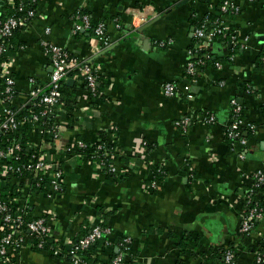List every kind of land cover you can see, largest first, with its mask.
Wrapping results in <instances>:
<instances>
[{
	"label": "crops",
	"instance_id": "crops-1",
	"mask_svg": "<svg viewBox=\"0 0 264 264\" xmlns=\"http://www.w3.org/2000/svg\"><path fill=\"white\" fill-rule=\"evenodd\" d=\"M6 1L0 0V14ZM224 1L39 0L36 16L17 33L14 49L4 58L15 79L14 105L26 103L31 78L49 80L52 65L43 40L92 63L100 77L97 97L81 76L66 82L76 120L70 127L66 104L56 112L55 141L44 139L38 128L27 132V140L40 144L50 158L61 159L65 176L59 193H14L18 182L2 175L0 163V196L9 181V196L13 192L23 200L32 216L48 217L53 244L85 235L88 218L95 215L103 216L113 232V246L100 243L94 249L102 264H108L112 249L118 251L115 241L126 234L133 237L126 256L133 264H217L227 248L235 249V264H255L256 251L264 250V216L249 234L240 228L247 207L244 192L254 173L264 169V0H230L239 10L229 12L222 10ZM145 6L156 14L144 19ZM78 9L86 10L94 24L105 22L107 46L88 33H74ZM207 16L220 17L230 33L208 42L201 50L207 64L188 74L186 66L198 44L195 29ZM167 82L176 83L177 96L164 94ZM233 97L243 104L245 120L255 125L246 147L227 140ZM209 113L216 116L215 123L199 121ZM188 114L196 117L191 125H175ZM103 131L122 150L118 166L132 162L136 168L124 178L108 177L95 164L65 152L75 138L92 142ZM144 141L149 148L139 155ZM157 165L166 176L152 192L148 184ZM257 197L264 205V191ZM1 236L0 229V241ZM186 236L197 240L193 253L178 247ZM0 264L71 263L26 244L7 257L0 254Z\"/></svg>",
	"mask_w": 264,
	"mask_h": 264
},
{
	"label": "built area",
	"instance_id": "built-area-1",
	"mask_svg": "<svg viewBox=\"0 0 264 264\" xmlns=\"http://www.w3.org/2000/svg\"><path fill=\"white\" fill-rule=\"evenodd\" d=\"M39 0H7L6 5L16 9L17 13L8 15L6 18H0V38L8 39L12 37L17 29L29 26L32 19L36 16L37 10L32 7ZM39 3V2H38ZM223 12L231 10H239V7L230 0H225L222 5ZM133 14H137L136 11ZM144 19L153 17L156 11L153 7L145 6L143 8ZM74 33L93 29L92 35L95 40L101 45L107 46L109 39L106 35L105 22L94 24L88 13L78 9L74 15ZM120 27V23H116ZM50 28L46 29L49 32ZM230 30L224 24L220 17L211 19L207 16L202 20L200 25L195 29V36L198 39V44L191 51L192 58L186 66L188 74L195 75L197 70L207 64L206 55L200 52L207 46L208 42L213 41L217 37L226 36ZM237 41L236 35H232V42ZM42 45L45 52L51 59L52 71L49 80L46 83L39 82L35 78H31L32 87L28 91L26 103L21 108L14 105L17 97L15 88V79L12 75L10 62L6 59L0 60V131L12 132L23 126L26 122H30L31 128H38L44 135H48L49 142L55 141L59 137V131L56 124L47 128L43 126V118L49 115H55L65 107L63 101V88L68 79L72 77H83L87 83L88 89L92 96L98 94V73L99 70L92 63L85 60H80L76 55L71 54L63 47L52 43L48 40H43ZM161 45H166L164 42ZM7 46L0 43V57L6 51ZM96 51L99 50L97 44L94 45ZM264 63V56H263ZM218 67L222 66L216 63ZM72 74V75H71ZM74 74V75H73ZM249 90V89H247ZM164 94L169 97H174L179 94L178 86L175 82H167L164 85ZM191 96V95H190ZM13 104L15 108L11 105ZM232 111V120L226 126V135L233 140L232 145L248 146V137L242 134V129H247L252 132L255 130V125L246 121L242 116L243 104L237 97L230 100ZM33 107H37L36 111ZM27 111V115H22ZM207 124L216 122V116L212 113L204 114L198 118ZM196 120L191 114L185 115L176 120L175 125L178 127H188ZM110 139V138H109ZM111 140V139H110ZM116 141V140H111ZM96 141H87L84 139L75 138L72 140L65 152L78 156L89 163L95 164L101 172L106 175L111 173L117 177H126L128 174L136 170L132 162H128L124 167H119L117 160L123 155L122 150L118 147L115 151L110 150L104 144H99L98 151L93 155L85 152H71L74 147L84 148L89 143ZM148 142L144 141L138 148L137 154H145L149 148ZM101 150V151H100ZM27 154V157L24 154ZM49 153L40 144L33 143L29 140L23 142L18 138H12L5 146H0V163L2 164V175L5 178H15L17 180V192L28 193L32 192L31 185L34 181L40 184L41 180H48V189L43 193L53 195L62 190L65 171L62 166L61 159L50 158ZM244 157V154H241ZM26 158V159H25ZM165 169L161 165L155 166L153 171L152 181L148 184V188H156L160 183V174L164 173ZM32 181V182H31ZM264 187V169H258L254 175L251 185L244 193L245 203L249 208H245L242 212L241 228L243 234H249L255 227L256 223L264 216V207L260 204L256 190ZM42 193V192H40ZM11 196V197H10ZM8 200H0V229L2 232L0 243V254L7 257L8 252L13 249L22 248L26 244L36 246L40 250H45L46 238L50 236V223L46 215L31 216L27 218L28 212L24 209L16 210L13 205L18 203V197L10 195ZM23 200L19 202L23 204ZM18 203V204H19ZM88 231L79 237L77 240H59L52 246V253L59 256H65L71 264H102L98 259V253L94 250L93 245L101 241L103 245L113 246L111 240L112 228L104 222V217H96L90 215L88 218ZM118 253L112 259L111 264H124L127 254L131 252L133 237L129 234L123 235L116 241ZM91 259H96L91 261ZM222 264H235V249L227 248L224 252ZM255 264H264V253L256 251Z\"/></svg>",
	"mask_w": 264,
	"mask_h": 264
},
{
	"label": "trees",
	"instance_id": "trees-1",
	"mask_svg": "<svg viewBox=\"0 0 264 264\" xmlns=\"http://www.w3.org/2000/svg\"><path fill=\"white\" fill-rule=\"evenodd\" d=\"M39 2V1H38ZM38 2L36 4H33L32 7H34L36 10H37V6H38ZM82 12H85V13H88L86 10H83L82 9ZM14 13H17L16 9L7 5L4 13L0 14V18H6L8 15H11V14H14ZM216 17L214 16H211V19H215ZM23 30V28H20V29H17L14 33V35L8 39H4V38H1L0 39V43L2 44H5L7 46V49L6 51L3 53V55L0 57V60H3L4 58H6L7 56L10 55V51H12V49H14V38L15 36L17 35V33L19 31ZM86 34L88 33V35L92 36L94 34V30L93 29H90V30H86V31H79L77 32L76 34ZM201 52V51H200ZM202 53V52H201ZM264 56V45H263V49H262V54H261V59L263 58ZM262 62H263V59H262ZM72 75V74H71ZM74 75V74H73ZM100 80V77L98 75V84L100 83L99 82ZM65 86V85H64ZM98 94L97 96H100V89H99V85H98ZM96 96V97H97ZM63 101L64 103L66 104V107L68 108V111L70 110V112L67 113V116L69 118V122H70V127H72L73 125V122L76 120L75 116H74V111H75V108H76V103H75V100L71 99L69 97V95H67V92L64 90L63 88ZM7 105H11L15 108V106L11 103H7ZM38 108L37 107H33V110L36 111ZM2 110V105L0 106V111ZM27 111L23 112L22 115H27ZM242 116H244V106H243V111H242ZM54 124V115H49L48 117H45L43 118V126L44 127H47V128H50L52 127ZM31 123L30 122H26L23 126H21L20 128H18L17 130L15 131H12V132H5L3 134L0 135V146H5L9 140H11L12 138H18L20 140H22L23 142H26L27 141V132L29 131L30 127H31ZM249 133H253L252 131L250 130H247V129H242V134L245 135L246 137H249ZM47 139H49L48 135H44ZM78 139H83L81 137H79ZM85 140V139H84ZM227 140L233 144V140L231 138H229L227 136ZM99 144H104L106 145L107 147L110 148V150L112 151H115L119 145H118V142L117 141H111L108 137V134L106 131H103L101 133V135L99 136V138L96 140L95 143H89L87 146H85L84 148H81V147H74V148H71L70 151L71 152H85L89 155H93L95 154V152L98 151V145ZM101 151V150H100ZM99 152V151H98ZM25 157H27V154L25 153L24 154ZM26 159V158H25ZM165 171V170H164ZM108 177H112V178H124V177H117V176H114L113 174L111 173H107L106 174ZM166 176V171L162 174H160V179H162L163 177ZM32 182V181H31ZM48 180L44 179V180H41L40 181V184H36L34 181L32 182V187H31V191L32 192H36V193H40V192H44L48 189ZM8 185H9V181H7V183L5 184L3 190L5 191V193H3V195L0 196V200H8V198L10 199L9 195L7 194V189H8ZM14 189V193L17 189V186L13 187ZM150 190L152 192H155L157 189L156 188H150ZM259 191H264V187H261L259 189L256 190V193L259 192ZM13 192L10 194L13 196ZM245 193V192H244ZM260 204L263 205L262 201H260ZM264 206V205H263ZM13 208L14 209H18L19 210H26L28 212L27 214V218H31L32 214H31V211L30 209L28 208L27 205H21V204H14L13 205ZM247 208H249V206H247ZM257 224V223H256ZM256 226V225H255ZM87 233V232H86ZM85 233V234H86ZM84 236V235H83ZM82 237V236H81ZM100 243H102L101 241H98L96 242L94 245H93V248L95 249L97 245H99ZM197 245V240L196 239H193L191 236H186L184 239H182L180 242H178V247L182 248V250L184 251V253H193V247H195ZM52 246H53V242L50 241L49 238H46V244H45V249H48L49 251L52 252ZM118 246V245H117ZM116 246V247H117ZM225 252V251H224ZM224 252H222L221 254V257H220V260L218 261L217 264H222V261H223V257H224ZM262 253H264V250H261ZM111 259L108 261V264H111L112 262V259L116 256V254L118 252L115 251V248L112 249L111 251ZM91 261L93 260H97L96 259H91ZM124 264H133V260L132 259H127L125 260Z\"/></svg>",
	"mask_w": 264,
	"mask_h": 264
},
{
	"label": "water",
	"instance_id": "water-1",
	"mask_svg": "<svg viewBox=\"0 0 264 264\" xmlns=\"http://www.w3.org/2000/svg\"><path fill=\"white\" fill-rule=\"evenodd\" d=\"M73 79H68V83L72 82ZM0 135H1V131H0Z\"/></svg>",
	"mask_w": 264,
	"mask_h": 264
}]
</instances>
